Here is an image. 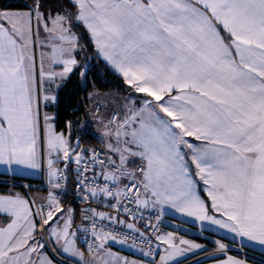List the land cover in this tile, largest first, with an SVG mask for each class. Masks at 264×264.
Returning a JSON list of instances; mask_svg holds the SVG:
<instances>
[{"label": "snow or ice", "instance_id": "1", "mask_svg": "<svg viewBox=\"0 0 264 264\" xmlns=\"http://www.w3.org/2000/svg\"><path fill=\"white\" fill-rule=\"evenodd\" d=\"M93 57L124 90L108 94L106 115L99 104L90 110L99 149L73 144L72 121L58 132L57 115L43 111L60 104L74 76V87H87ZM0 168L13 177L43 173L47 184L43 197L0 194V264H58L64 254L83 264H145L111 252L128 236L97 223L105 220L134 230L150 264H177L203 246L161 231L167 209L264 247V0L3 4ZM68 195L107 202L117 216L89 207L73 230ZM129 211L134 220L147 211L156 223L149 219L141 232L119 219ZM220 264L247 262L228 256Z\"/></svg>", "mask_w": 264, "mask_h": 264}, {"label": "crops", "instance_id": "2", "mask_svg": "<svg viewBox=\"0 0 264 264\" xmlns=\"http://www.w3.org/2000/svg\"><path fill=\"white\" fill-rule=\"evenodd\" d=\"M110 92V91H109ZM107 92V93H109ZM105 93V94H107ZM113 94H119L122 96L124 93H121L117 90H114ZM108 95V94H107ZM98 96V95H97ZM105 98H110L109 96H103ZM112 101V100H111ZM113 104V103H112ZM109 103L107 105V110H111L112 106ZM53 106H49L43 111H48L50 114H55L54 110H52ZM100 112L102 115H106L107 112L103 113V108L100 107ZM85 122H89L88 118ZM89 125V123H88ZM82 126H85V123H81L78 127V129H82ZM92 126V125H89ZM94 131V129H93ZM95 132V131H94ZM99 144L101 143V138L98 137ZM83 146V145H82ZM81 146V147H82ZM88 148V146H85ZM84 147V148H85ZM99 148L101 147L100 145L98 146ZM0 174L2 175H7L10 178H15V177H22V178H29V179H34L42 182L46 181V178L43 176H40V173H21L18 174L17 176L13 177L12 175L6 174L2 168H0ZM201 188H203V185L201 184ZM10 192L13 193H20L25 196H29L24 190L21 188H11L7 192L0 193V194H8ZM201 196L210 204V198L207 196V193L204 191H201ZM46 193L42 191H36L34 193V197H43L45 196ZM39 202V201H38ZM165 221V225L168 229V232H173L177 236V238H183L189 241H194L198 244H201L203 248L201 250H193L192 252L188 253L187 258L182 259L181 261H178L177 264H220L222 260L227 259L228 256H232V253H241L245 252L246 254H258V255H264V247L260 246L259 244L256 243H250L248 241H243L241 242L239 237H235L234 234L229 233L225 229H220L218 226L211 225L207 221L201 222L199 220H195L194 218L187 217L185 215L179 214L171 209H167L162 216ZM4 218L0 217V221H3ZM216 236L225 238L227 240H230L231 242H234L238 244V246H234L230 243L222 242L226 244L228 247L226 250L227 253L223 254L224 257H213L210 254L215 252V247L213 249V245L215 246L216 243L215 241L219 240ZM243 243V246H241ZM82 244V243H81ZM110 250L112 253L115 255H118L120 257L127 258L128 260H135V261H144L145 264H150V259L149 257H145L142 255L141 251L136 249L135 247L129 245V244H120V243H112L110 244ZM234 257V256H233ZM244 257V256H243ZM58 264H77L75 262H70L68 259H65L63 257L57 256L56 257ZM246 260L247 264H262L257 263L254 261H251L250 258L244 257L241 258Z\"/></svg>", "mask_w": 264, "mask_h": 264}, {"label": "trees", "instance_id": "3", "mask_svg": "<svg viewBox=\"0 0 264 264\" xmlns=\"http://www.w3.org/2000/svg\"><path fill=\"white\" fill-rule=\"evenodd\" d=\"M25 3L30 4L31 0H0V6L3 4L10 5L13 9H23ZM87 36H84L82 42L87 41ZM91 56V51L89 52ZM92 65V70L88 72V81L87 87L85 88L83 85L80 87H74L79 81L76 76L73 77L72 84L69 86L68 89L64 90L61 95V101L58 106H53L52 110L57 115L56 121V131L58 132H65L67 133V129L65 127L67 121H72V131H71V138L72 142H75L77 138H79L81 142V146H88V148H99V140L96 133L93 131V127L89 126L88 123H85L84 128L87 129L88 135H83L82 130L78 129L81 123L87 120L88 114V106H89V99L87 98L89 94L93 90H98L102 92H109L117 90L121 93H124L122 88V80L114 75L109 69L106 68L105 64L97 60L93 57L90 60ZM0 178L10 179L7 175L0 174ZM19 182H26V183H40L41 181L29 179V178H22V177H15L11 178ZM74 181V174L70 177ZM11 188H19L18 186H12L4 182H0V193L7 192ZM63 207H74L77 214L80 212L82 207L78 204L71 196H65L63 199ZM79 235V234H78ZM221 242L230 243L234 246H238V244L231 242L222 237L216 236ZM82 248L84 249L83 244H81ZM236 258H244L242 255L237 253L231 254ZM264 261V255L253 254ZM219 257H224L219 256ZM251 261H254L251 259ZM255 262V261H254ZM258 263V262H257ZM260 263V262H259Z\"/></svg>", "mask_w": 264, "mask_h": 264}, {"label": "built area", "instance_id": "4", "mask_svg": "<svg viewBox=\"0 0 264 264\" xmlns=\"http://www.w3.org/2000/svg\"><path fill=\"white\" fill-rule=\"evenodd\" d=\"M92 148H95V147H92ZM89 149H91V148H89ZM96 149H99V148H96ZM89 175H90V173H89ZM1 182H4V181L2 180ZM73 183H74V181H73ZM25 184H31V183H26L25 182ZM41 184H43V185H41V187H40L39 184L35 185L34 189L42 188V189L47 191L46 182H43ZM21 189L24 190L26 193H29V194H31L33 196L31 189H25L24 187H22ZM69 191L70 192L72 191L71 185H69ZM68 196H71L73 198L72 195H68ZM75 201L78 204H80L81 206H84L86 208H89V207L94 208V209H96L97 212L107 213V214L111 215L114 218L117 216L116 210L113 209V208L108 207L107 202L101 203L100 200H96V201H92L89 204V203H85V202H82V201H79V200H75ZM112 203H115V202L112 201ZM119 219L124 220L127 223H133L136 228L140 229L141 232L145 231V225L149 222V219H151L152 223H156L155 219L153 217H150L147 211H145L143 219H135L134 220L133 213L131 211H129L127 213L121 212L119 214ZM97 223L100 226L104 227L105 229L115 232L120 238H123L125 235H127L128 236V240H127L126 243L131 245V246H133V247H135L136 249L140 250L141 247H144L145 250H147L146 246L141 243V238L138 236V234L134 230H129L126 227V225H120L118 223H115L114 221L112 223H109V221H107V220H105V221H97ZM160 229L164 233H167V231H168V229H167V227L165 225V221H164L163 217H162V223L160 225ZM134 241H135V244H134ZM82 244H83V241H82ZM83 246H84V244H83Z\"/></svg>", "mask_w": 264, "mask_h": 264}, {"label": "rangeland", "instance_id": "5", "mask_svg": "<svg viewBox=\"0 0 264 264\" xmlns=\"http://www.w3.org/2000/svg\"><path fill=\"white\" fill-rule=\"evenodd\" d=\"M113 92V91H112ZM91 93H98V96H95L92 100H89V106H88V114H87V117H88V120H89V125H92V127H93V129H94V131H95V133H96V135L98 136V137H100L101 138V140H102V137L99 135V131H98V129H99V125L97 124V121L93 118V116H92V113H91V109L95 106V105H97V104H99V105H101V107L103 108V113L104 112H107V111H109V110H107V109H105V107H104V105H108L109 103L111 104L110 106H112L113 107V104H112V101H111V98H105V97H103V96H109V95H107V94H109V93H111V91L109 92V93H107V92H102V91H98V90H93ZM90 93V94H91ZM105 93H107V94H105ZM47 113L48 114H50L48 111H47ZM51 115V114H50ZM84 123H86L85 121H84ZM71 140H72V138H71ZM76 142V141H75ZM75 142H73V144H75ZM100 146H102L101 145V143L99 144ZM85 146L83 145L81 148H84ZM86 148V147H85ZM40 176H43V173H40ZM4 181V183H7V184H9V185H12V186H18L19 188L21 187H23L22 185H24L25 184V182H19V181H16V180H14V179H5V178H0V182L1 181ZM16 181V182H15ZM43 183V182H42ZM22 184V185H21ZM32 184V186L33 187H31V190H32V194H33V196L31 195V194H29V193H27L29 196H32V197H34V193L36 192V191H42V192H45L46 193V195H47V191L46 190H44V189H42V188H39V189H34L35 187V185H37V184H39L40 185V187H41V185H43V184H41V183H31ZM45 195V196H46ZM72 208H74V207H72ZM83 209H86V207H82V209L80 210V212L77 214V212H76V210H75V224L73 225V230H75V226L76 225H80L81 224V214H82V210ZM82 241H83V239H82V237H81V235L79 234L78 235V246L81 248V250H84L83 248H82V246H81V243H82ZM214 247H215V249L217 248V245H213V249H214ZM227 251L228 250H226L225 252H223V253H220V252H217L216 250H215V252H213V253H211L210 255L211 256H213V257H219V256H222L223 254H225V253H227ZM233 254V253H232ZM237 254H239V255H242V256H244V257H248V258H250V259H252V260H254L255 262H262V264H264V261L263 260H261L260 258H257V256H255V255H253V254H247L246 255V253L245 252H241V253H237ZM116 256H118V255H116ZM187 256H188V253L184 256V257H180V258H178V261H181L182 259H185V258H187ZM60 257H63V258H65V259H68L70 262H75V263H77V264H83V261L79 258V257H72V256H70V255H68V254H64L63 256H60ZM120 257V256H119ZM120 258H124V257H120ZM84 259L85 260H87V259H89V256H88V253L85 251V257H84ZM177 261V262H178Z\"/></svg>", "mask_w": 264, "mask_h": 264}, {"label": "water", "instance_id": "6", "mask_svg": "<svg viewBox=\"0 0 264 264\" xmlns=\"http://www.w3.org/2000/svg\"><path fill=\"white\" fill-rule=\"evenodd\" d=\"M79 143H80V146H81V142H80V140H79Z\"/></svg>", "mask_w": 264, "mask_h": 264}]
</instances>
